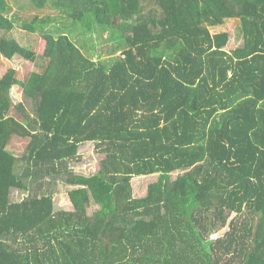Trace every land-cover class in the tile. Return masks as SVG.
<instances>
[{
  "label": "trees",
  "instance_id": "trees-1",
  "mask_svg": "<svg viewBox=\"0 0 264 264\" xmlns=\"http://www.w3.org/2000/svg\"><path fill=\"white\" fill-rule=\"evenodd\" d=\"M50 1L32 0L26 30H47ZM52 6L118 37L105 60L66 33H44L39 51L0 35V73L16 55L36 67L0 76V264H264V0ZM8 10L0 0L3 33L16 25ZM234 18L241 42L227 50ZM15 136L30 139L26 176L74 187L11 200L28 188ZM88 141L100 168L76 174ZM155 174L135 196L132 179Z\"/></svg>",
  "mask_w": 264,
  "mask_h": 264
},
{
  "label": "rangeland",
  "instance_id": "rangeland-1",
  "mask_svg": "<svg viewBox=\"0 0 264 264\" xmlns=\"http://www.w3.org/2000/svg\"><path fill=\"white\" fill-rule=\"evenodd\" d=\"M9 10L8 14L15 17V27L3 33L0 31V35L5 34L10 38L19 40L24 46L40 50L41 39L44 33H53L56 37L61 34H68L78 45L83 47V51L88 53L93 58L101 56L103 59H107L113 54L111 51L114 48V42L117 40V33L112 32L109 28L104 26H98L95 32H88L81 23H77L73 18L69 17L59 9L52 6L53 0L50 1V7L47 9L50 15L49 24L47 30L37 31L36 33L29 32L25 28V24L32 19V12L30 7L32 0H8ZM225 28L230 30L231 40L227 50H232L237 47L241 39H239V31L241 29V21L239 19H229L225 23ZM87 51V52H86ZM120 51V50H119ZM118 51V52H119ZM15 67L20 69L21 77H24L28 72L34 70L35 64L25 58L16 55L12 60L2 58V70L0 76L9 68ZM21 98L25 101V106L28 113L36 116V100L27 96L25 93L21 94ZM20 120L28 123L29 119L20 112L14 110L12 112ZM29 138H23L15 136L9 145L10 150L18 156L19 163L17 165V171L25 177L27 180V189L14 188L11 193V200H21L30 196L43 195L48 193L66 194L74 186L63 183L61 180L54 176H26L29 162L24 158ZM78 159H74L70 162L72 170L76 174L93 175L100 168V161L103 158V154L97 149L94 142H84L79 147ZM159 174L136 176L132 179L134 187V195L137 197L144 196L147 193L148 185L158 179ZM215 236H213V239Z\"/></svg>",
  "mask_w": 264,
  "mask_h": 264
}]
</instances>
